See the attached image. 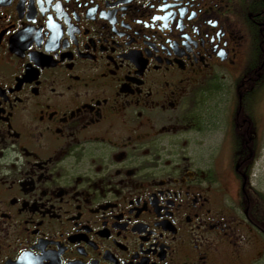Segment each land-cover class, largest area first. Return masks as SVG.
<instances>
[{"label":"flooded vegetation","instance_id":"1","mask_svg":"<svg viewBox=\"0 0 264 264\" xmlns=\"http://www.w3.org/2000/svg\"><path fill=\"white\" fill-rule=\"evenodd\" d=\"M263 152L264 0H0V264H264Z\"/></svg>","mask_w":264,"mask_h":264},{"label":"rangeland","instance_id":"2","mask_svg":"<svg viewBox=\"0 0 264 264\" xmlns=\"http://www.w3.org/2000/svg\"><path fill=\"white\" fill-rule=\"evenodd\" d=\"M264 160V152H263V158H262V161ZM262 167V166H261ZM263 173H264V171H261V174H262V183H263V185H264V182H263V180H264V177H263Z\"/></svg>","mask_w":264,"mask_h":264}]
</instances>
